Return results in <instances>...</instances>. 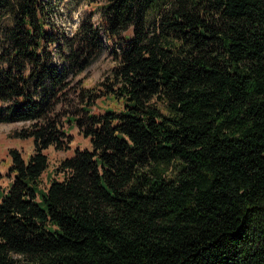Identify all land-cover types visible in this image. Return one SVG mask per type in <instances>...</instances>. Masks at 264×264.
I'll return each mask as SVG.
<instances>
[{"label":"trees","instance_id":"1","mask_svg":"<svg viewBox=\"0 0 264 264\" xmlns=\"http://www.w3.org/2000/svg\"><path fill=\"white\" fill-rule=\"evenodd\" d=\"M61 1L0 0V122L33 146L8 149L0 264H264V0H100L72 35ZM67 124L89 147L41 186Z\"/></svg>","mask_w":264,"mask_h":264},{"label":"rangeland","instance_id":"2","mask_svg":"<svg viewBox=\"0 0 264 264\" xmlns=\"http://www.w3.org/2000/svg\"><path fill=\"white\" fill-rule=\"evenodd\" d=\"M66 1L63 0L59 3L58 11L52 13L51 18L64 29L67 35H72L80 19L88 12L95 11V6L100 3V0H82V3L74 8L66 4ZM96 16L97 14H94L93 20L96 19ZM10 23V17L8 15L0 14V51L3 44L1 40H3L4 30ZM129 33L130 30L127 34ZM113 63L111 49L103 38L102 51L91 64L80 73L73 75L72 72H69L70 85L73 89L89 88L103 77L106 71L113 66ZM104 102L105 99L102 97L97 99L95 101L97 107H93V110H102L101 107H104ZM21 126V122H0V185L2 187H6L11 180V175L8 171L10 164L8 149H17L25 158L33 150L31 140L17 139L12 136V130L19 129ZM65 131L70 136L67 147L65 149H55L53 146H49L45 151L48 157V167L40 177L41 186L46 187L49 178L60 177L54 170L61 159L71 156L75 149L89 147L88 139L84 138L75 126L67 124L65 125Z\"/></svg>","mask_w":264,"mask_h":264}]
</instances>
